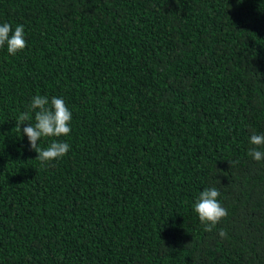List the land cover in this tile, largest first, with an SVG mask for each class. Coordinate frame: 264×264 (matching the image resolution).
I'll return each mask as SVG.
<instances>
[{
	"label": "trees",
	"instance_id": "1",
	"mask_svg": "<svg viewBox=\"0 0 264 264\" xmlns=\"http://www.w3.org/2000/svg\"><path fill=\"white\" fill-rule=\"evenodd\" d=\"M3 23L27 47L0 48V264H264V0H0ZM37 94L72 112L46 165L17 128Z\"/></svg>",
	"mask_w": 264,
	"mask_h": 264
},
{
	"label": "clouds",
	"instance_id": "2",
	"mask_svg": "<svg viewBox=\"0 0 264 264\" xmlns=\"http://www.w3.org/2000/svg\"><path fill=\"white\" fill-rule=\"evenodd\" d=\"M7 47V52L11 56H16L27 47L25 30L22 25H17L13 32L9 23L0 24V48ZM35 118V123L31 120ZM72 112L68 109L62 98L35 95L27 112L21 113L17 120V128L21 131V125H26L22 133L26 135L30 144V150L38 153L37 160L41 165H46L52 161L59 160L66 156L70 150V145L62 140L53 139L45 149L40 146L42 138H60L70 135L72 128ZM250 143L256 147L249 150L248 155L255 161L264 160V134H252ZM220 191L215 188L203 190L194 204V211L199 217V221L204 225V231L211 233L217 225L227 217L228 212L221 203ZM222 239L227 238L224 229L219 231Z\"/></svg>",
	"mask_w": 264,
	"mask_h": 264
}]
</instances>
